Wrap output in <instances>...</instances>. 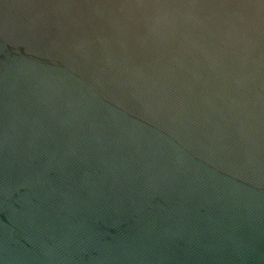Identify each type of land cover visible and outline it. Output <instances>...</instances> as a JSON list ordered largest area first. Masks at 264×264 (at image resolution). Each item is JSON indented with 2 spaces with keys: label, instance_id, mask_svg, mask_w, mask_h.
Segmentation results:
<instances>
[{
  "label": "water",
  "instance_id": "95a60500",
  "mask_svg": "<svg viewBox=\"0 0 264 264\" xmlns=\"http://www.w3.org/2000/svg\"><path fill=\"white\" fill-rule=\"evenodd\" d=\"M0 264H264V2L0 0Z\"/></svg>",
  "mask_w": 264,
  "mask_h": 264
},
{
  "label": "snow or ice",
  "instance_id": "6c2138e0",
  "mask_svg": "<svg viewBox=\"0 0 264 264\" xmlns=\"http://www.w3.org/2000/svg\"><path fill=\"white\" fill-rule=\"evenodd\" d=\"M262 2H264V0H262Z\"/></svg>",
  "mask_w": 264,
  "mask_h": 264
}]
</instances>
